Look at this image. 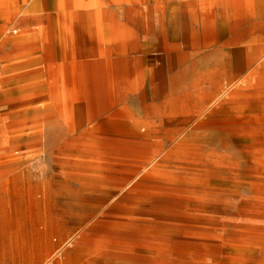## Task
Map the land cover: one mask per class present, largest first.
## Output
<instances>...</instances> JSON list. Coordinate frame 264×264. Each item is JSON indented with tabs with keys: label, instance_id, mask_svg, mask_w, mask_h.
Listing matches in <instances>:
<instances>
[{
	"label": "bare ground",
	"instance_id": "1",
	"mask_svg": "<svg viewBox=\"0 0 264 264\" xmlns=\"http://www.w3.org/2000/svg\"><path fill=\"white\" fill-rule=\"evenodd\" d=\"M32 3L31 9L21 5L10 13L8 20L18 29L9 44L28 36L43 46V38L38 37L46 31L48 4L72 7L76 0ZM256 9L264 11V0H256ZM75 15L78 27H92L89 14L78 11ZM32 51L37 54L32 59L23 58L26 52L0 54L3 92L48 94L45 77L51 66L41 59L45 54L39 53L41 47ZM171 51L182 62L176 58L169 62L171 69L176 67L169 81H130L132 72L154 70L135 63L136 58L130 61L121 48L107 51L101 61L94 56L56 64L53 69L60 72L66 86L81 101L85 93L88 103L55 106L40 115L36 125L17 104H0V187L31 183L35 166L38 184L48 176L44 156L35 159L39 141L32 146L25 126L49 122L68 126L74 135L97 133L92 142L98 161L95 169L112 173L115 181L132 173L131 180L117 184L122 189L132 185L135 190L152 189L148 206L159 215L149 219L139 214L142 205L126 206L118 218L123 229L120 235L152 240L160 233L170 237L175 248L198 253V261L185 258L179 264H264V156L259 154L264 151V49L248 51L238 75L228 79L223 75L216 81L206 77L186 80L187 68L180 67L191 50ZM110 54L115 55L113 60L105 59ZM90 59L96 61L87 62ZM237 118L252 124L231 126ZM59 139L50 153L55 156V169L63 165ZM149 145L163 156L141 166L134 157ZM157 223L168 226L161 228ZM72 260L69 255L57 264Z\"/></svg>",
	"mask_w": 264,
	"mask_h": 264
},
{
	"label": "rangeland",
	"instance_id": "2",
	"mask_svg": "<svg viewBox=\"0 0 264 264\" xmlns=\"http://www.w3.org/2000/svg\"><path fill=\"white\" fill-rule=\"evenodd\" d=\"M32 1L0 2V24L6 22L5 26L0 25L3 26V29L0 27V54L11 50L12 53L26 52L23 58L32 59L37 55L32 50L41 47L39 53H45L41 59L51 66L45 77V87L48 88L46 91L49 95L28 90H15L13 94H9L0 89V104H17L26 118L36 125L40 115L55 106L67 107L77 102L84 105L88 103L85 93L82 101L79 100L78 93L68 88L60 72L53 69L56 64L83 62L88 59L86 54H80L77 49L76 12L91 14V47L94 52L92 57L95 56L101 61L107 51L114 52L122 48L127 59L134 61L136 58L138 60L135 63L146 64L149 70H154L152 73L132 72L128 75L130 81H169L176 71V67L171 69L169 62L179 58L174 52L164 48L178 45L195 46L186 44L185 40H180L183 44L171 43L170 33L173 32L172 37H177L180 31L190 33L201 29L200 25L203 19L206 21L207 16L208 21L216 23L219 0H76L72 7H68L66 3L52 7L48 4L49 19L46 22V31L43 36L38 37L43 38V46L28 36L9 44V39L16 37L15 31L18 29L9 22L10 13H15L21 5L24 9H31L35 5ZM247 1L250 5L244 9L248 10L247 14L253 16L256 0ZM39 6H42V3ZM122 25L129 26L140 34L142 43L137 45V49L128 50L129 46L121 45L122 37L119 33ZM215 26L216 24L211 29L216 30ZM154 28L162 32L161 50L147 48L149 45L144 34L153 32ZM179 37L182 38L180 35ZM191 51L180 67L181 70L187 68L186 80L206 77L216 81L223 73L224 67L226 77H232L231 73L237 69L238 75L239 66L242 65L239 64L237 68L234 66L230 52H225L220 57L221 51L217 50ZM243 55L245 58L247 52ZM70 57L73 58L69 59ZM114 57V54H110L105 59L113 60ZM91 61L96 60L87 62ZM176 61L182 62L180 59ZM259 112H256L255 116H258ZM231 123V126L252 124L242 122L239 118ZM229 124L227 122L225 127ZM25 127V132L29 133L26 139L32 146L36 147V142L39 141L40 150L35 159L39 155L44 156L48 176L45 177L44 183L38 184L35 166L32 168L31 183L23 185L19 178V182L15 184L0 187V264H57L69 255L73 258L71 264H179L178 261L185 258L198 261L196 251L175 248L169 241L170 237L166 235L157 233L152 240L138 235L130 239L120 235L123 229L118 218L124 213L126 206L142 205L139 214L149 219H157L159 215L157 209L148 206L153 199L150 194L152 189L135 190L132 189L133 185L122 189L118 185H124L131 180L134 177L132 173L122 174L115 181L112 173L95 169L98 161L94 158L93 153L96 150L92 142L97 133L74 135L73 132L69 133L68 126H55L49 122H45L43 126ZM39 128H42V132ZM60 136L63 148L60 162L63 165L55 169V156L50 153L56 147V140ZM259 154L264 156V151ZM162 156L157 148L149 145L142 148L134 158L143 166ZM30 163L35 164L36 160ZM103 214L107 217L100 218ZM157 226L163 228L168 225L157 223Z\"/></svg>",
	"mask_w": 264,
	"mask_h": 264
},
{
	"label": "crops",
	"instance_id": "3",
	"mask_svg": "<svg viewBox=\"0 0 264 264\" xmlns=\"http://www.w3.org/2000/svg\"><path fill=\"white\" fill-rule=\"evenodd\" d=\"M85 1L91 2L92 0ZM249 5L250 2L247 0H219L216 23L208 21L209 18L207 16L206 21L203 19L200 25L201 29H195L190 33H182L180 31L178 32L177 37H172L174 34L173 32L170 33L171 43L183 44L180 40H185L186 44H194L195 46L178 45L164 49L173 50L175 48H181L186 50H217L221 52H230L231 57L234 59V66L236 68L239 64L245 65V58H242L244 52L256 51L258 48L264 49V11L259 12L256 9L254 10V15L251 16L249 13L247 14L248 10L244 9L248 8ZM83 13L91 16L90 13ZM214 24H216V30L211 29ZM76 29L78 52L80 54H86V58L88 56V58H91L94 55L91 47L93 41V27L83 28L77 26ZM133 30L134 29H131L129 26L127 27L126 25H122L121 32L119 33L122 37L121 45L129 46L128 50H135L137 49V45L139 46L142 43V39L139 37L140 34ZM179 35L182 36V38L179 37ZM191 35H193V38H191ZM144 38L149 45L147 48L152 50L163 49L161 30L154 28L153 32L144 34ZM130 45H132V47H130ZM231 74L235 77L237 75V69H235ZM223 75L225 79L229 78L226 77L227 74L225 73V67L220 77Z\"/></svg>",
	"mask_w": 264,
	"mask_h": 264
}]
</instances>
